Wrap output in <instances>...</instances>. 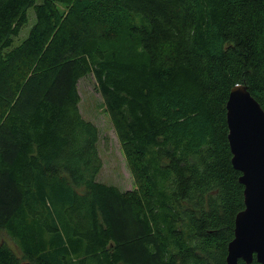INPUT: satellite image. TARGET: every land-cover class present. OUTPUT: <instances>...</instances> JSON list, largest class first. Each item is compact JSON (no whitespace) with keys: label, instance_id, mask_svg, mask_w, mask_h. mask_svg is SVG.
Instances as JSON below:
<instances>
[{"label":"trees","instance_id":"1","mask_svg":"<svg viewBox=\"0 0 264 264\" xmlns=\"http://www.w3.org/2000/svg\"><path fill=\"white\" fill-rule=\"evenodd\" d=\"M37 1L0 0V264H227L226 105L240 85L264 110V0ZM90 75L132 190L99 180Z\"/></svg>","mask_w":264,"mask_h":264},{"label":"water","instance_id":"2","mask_svg":"<svg viewBox=\"0 0 264 264\" xmlns=\"http://www.w3.org/2000/svg\"><path fill=\"white\" fill-rule=\"evenodd\" d=\"M232 163L241 172L245 209L235 221L227 264H264V110L245 86L230 91L226 105ZM24 264H36L26 262Z\"/></svg>","mask_w":264,"mask_h":264},{"label":"rangeland","instance_id":"3","mask_svg":"<svg viewBox=\"0 0 264 264\" xmlns=\"http://www.w3.org/2000/svg\"><path fill=\"white\" fill-rule=\"evenodd\" d=\"M41 2L42 0L37 1L38 4ZM28 16V24L14 38L12 47L21 45L35 25L36 15L33 8L29 9ZM97 87V82L93 75L82 79L79 83L81 112L87 120L95 123L100 130L99 149L103 167L99 180L107 184L116 185L122 190H132L137 186L136 177L127 160L112 120L105 112L104 99Z\"/></svg>","mask_w":264,"mask_h":264}]
</instances>
